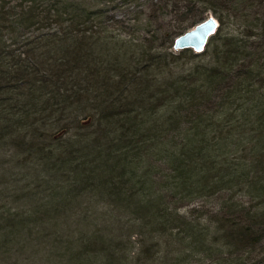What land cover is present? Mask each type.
<instances>
[{
  "label": "trees",
  "instance_id": "obj_1",
  "mask_svg": "<svg viewBox=\"0 0 264 264\" xmlns=\"http://www.w3.org/2000/svg\"><path fill=\"white\" fill-rule=\"evenodd\" d=\"M148 2L125 36L79 28L106 3L67 1L71 26L38 34L35 8L0 10V264L25 247L38 264H264V0ZM208 14L202 51L171 49Z\"/></svg>",
  "mask_w": 264,
  "mask_h": 264
},
{
  "label": "rangeland",
  "instance_id": "obj_2",
  "mask_svg": "<svg viewBox=\"0 0 264 264\" xmlns=\"http://www.w3.org/2000/svg\"><path fill=\"white\" fill-rule=\"evenodd\" d=\"M67 1L70 0H0V10H3L5 12L6 8H8L9 6L11 7L15 6L17 8L22 7L24 9H27L29 6L35 8L37 13H41L42 15H45V17H47L46 21H40L34 25H31V23L29 24L30 28L28 34H38L39 32H43V31L44 32L54 31L56 29H59L60 27L71 26L70 23L71 20H68L71 19L70 17H72L71 13L63 12V9L67 7L65 4V2ZM74 1L86 5L90 9L99 6L101 3H106L108 7V15H111L108 19L104 18L103 21L94 19L93 20L94 23H88V22L83 23L82 21L83 18L77 17L81 22L78 23L79 28L80 26H82V27H90V29L92 30H97L99 29V27H102L103 25H107L108 28L114 32H122L123 36H125L128 31L138 29V26L140 28V24L136 20L138 17L139 18L141 17V22L143 24L146 23L148 15L154 13V11H152V8L149 6L148 0H74ZM54 7H58L60 16L58 15L56 17H52L49 14L50 9H52V13H54L53 11V9H55ZM210 15L211 14H208L207 17ZM138 31L141 32V30ZM171 49L175 51L173 45L171 46ZM26 183H28V181H25V184ZM20 184L22 183L20 182ZM3 194H0V207L4 205L6 199L5 195ZM96 206H94L95 207L94 209H96V211L98 210V212H101L102 210L105 209L102 203H98ZM190 206L191 205L185 207L183 206L181 207L180 211H186ZM97 215H94L89 219V221H91L90 224L91 228L99 229L103 231L101 232L103 236L105 235V237H110L113 240L116 239L117 241L119 237L115 238V236L118 234V232L114 230L113 228L114 226H112V224L110 225L111 222L108 221L107 215L106 214H97ZM106 230H110V232H105ZM120 233L121 231L119 232V234ZM122 235L120 236V239L125 240L126 236H122ZM139 236L142 237L141 239L144 242H146L145 247H147L149 244L148 242H150V240H147L146 236H141L136 233V239H140ZM9 248L10 251H17V247H15L14 244L12 245L9 244ZM30 251L31 250L29 247H25V251L23 250V254L20 257H18L20 259L18 261V264H38L36 262L30 263V261H27V258L31 255ZM11 258L9 259L8 264H12L11 260L14 261L15 257L11 256ZM47 264H50V262H47Z\"/></svg>",
  "mask_w": 264,
  "mask_h": 264
},
{
  "label": "water",
  "instance_id": "obj_3",
  "mask_svg": "<svg viewBox=\"0 0 264 264\" xmlns=\"http://www.w3.org/2000/svg\"><path fill=\"white\" fill-rule=\"evenodd\" d=\"M217 26V21L210 15L191 29L176 36L172 44L173 48L179 50L189 47L199 52L204 48L209 36L216 31Z\"/></svg>",
  "mask_w": 264,
  "mask_h": 264
},
{
  "label": "bare ground",
  "instance_id": "obj_4",
  "mask_svg": "<svg viewBox=\"0 0 264 264\" xmlns=\"http://www.w3.org/2000/svg\"><path fill=\"white\" fill-rule=\"evenodd\" d=\"M211 16H213V15L211 14ZM214 18H215V17H214ZM215 20H216V18H215ZM216 21H217V20H216ZM217 23H218V21H217ZM218 25H219V23H218ZM217 27H218V26H217ZM216 29H217V28H216ZM214 33H215V32H214ZM214 33H213V34H214ZM210 36H211V35H210ZM210 36H209V37H210ZM204 46H205V45H204ZM191 49H192V48H191ZM202 50H203V49H202ZM202 50H201V51H202ZM193 51H194V50H193ZM199 52H200V51H199Z\"/></svg>",
  "mask_w": 264,
  "mask_h": 264
}]
</instances>
